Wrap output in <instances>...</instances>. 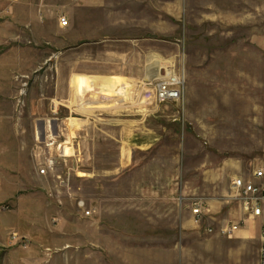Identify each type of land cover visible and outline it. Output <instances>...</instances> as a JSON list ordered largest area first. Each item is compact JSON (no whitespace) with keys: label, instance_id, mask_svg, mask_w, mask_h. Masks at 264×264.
Listing matches in <instances>:
<instances>
[{"label":"rangeland","instance_id":"1","mask_svg":"<svg viewBox=\"0 0 264 264\" xmlns=\"http://www.w3.org/2000/svg\"><path fill=\"white\" fill-rule=\"evenodd\" d=\"M97 2L0 0V264H259L264 0Z\"/></svg>","mask_w":264,"mask_h":264},{"label":"built area","instance_id":"2","mask_svg":"<svg viewBox=\"0 0 264 264\" xmlns=\"http://www.w3.org/2000/svg\"><path fill=\"white\" fill-rule=\"evenodd\" d=\"M59 25L62 28L69 26V20L65 17L59 19ZM183 78L180 74H170L167 78L159 80L156 89V98L159 103L177 102L182 98ZM42 173H45L43 170ZM232 190L234 192V200L241 203L246 219L255 220L264 217V171H256L251 179L237 177L232 182ZM79 207L86 217H92L94 211L86 208L85 202L81 201ZM205 205L202 202H194L192 206V214L196 223L202 221ZM242 222H236L228 226L222 232L232 239L236 232L240 230ZM208 233H212L213 229L208 228ZM259 264H264V222L261 227V245L259 250Z\"/></svg>","mask_w":264,"mask_h":264},{"label":"crops","instance_id":"3","mask_svg":"<svg viewBox=\"0 0 264 264\" xmlns=\"http://www.w3.org/2000/svg\"><path fill=\"white\" fill-rule=\"evenodd\" d=\"M97 0H89V11H93V9H95L96 8V6H97ZM95 11V10H94ZM62 28V27H61ZM77 77H80V75H76L75 76V78H77ZM78 79V78H77ZM263 222H264V220H263ZM262 225H263V223H262ZM262 225H261V227H262ZM240 231V230H239ZM237 233V232H236ZM241 238L244 240V239H246V238H251V234H250V232H246V231H241ZM257 238H258V240H259V242H260V245H261V228H260V230H259V233H258V236H256ZM259 250H260V247H259ZM259 250H258V259H259ZM258 263H259V260H258Z\"/></svg>","mask_w":264,"mask_h":264}]
</instances>
